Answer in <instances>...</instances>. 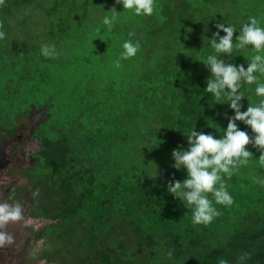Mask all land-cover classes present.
<instances>
[{
  "label": "trees",
  "instance_id": "1",
  "mask_svg": "<svg viewBox=\"0 0 264 264\" xmlns=\"http://www.w3.org/2000/svg\"><path fill=\"white\" fill-rule=\"evenodd\" d=\"M48 1L49 5L42 0H5L0 5V31L6 33L0 40V137L15 131L33 111L45 115L33 129L45 150L25 171L32 183L30 192L39 189L33 210L36 215L56 212L65 218L62 229L74 230L69 231L76 233L81 246L88 238L95 258L103 251L108 253L107 264H127L131 259L133 264H212L217 259L228 264H264V185L253 179H264V167L256 147L246 146L253 156L248 165L234 170L231 179L222 174L234 203L216 204L210 193L209 200L220 215L207 226L194 225L186 202L184 205L167 190L170 181H177L176 174L178 181L187 178L186 169L172 166L173 149L187 150L186 135L192 130L221 138L228 117L234 115L226 96L218 103L205 92L211 72L203 62L209 55H218L246 70L253 56H264V50L257 53L251 45L240 50L234 47L231 56L217 54L210 44L218 31L216 24L236 29L235 45V37L250 22L249 17L264 27V0H155L153 15H140L141 25L134 16L112 33L121 38V53L126 40L140 42L137 54L125 60L128 65L134 62L132 76L136 78L126 84L111 76L100 88L83 85L82 92L67 99L71 106H67L68 117L54 118L50 134L45 126L50 125L51 96L27 105L15 100L23 95L16 88L24 85L31 63L38 60L44 68L49 60L39 58V52L27 54L24 46L21 52L25 55L15 59L6 50L14 37L5 29L13 28L11 23L21 10L30 17L23 8L33 7L47 19V43L58 52L65 39L82 35L74 26L81 22L80 16L101 17L110 2ZM130 32L135 36L129 37ZM220 35L225 33L220 31ZM254 75L257 83H242L239 89L244 96L242 112L264 99L255 92L258 83H264V74ZM236 123L254 136L249 126ZM136 150L142 151L143 161ZM67 208L71 214L64 213ZM164 236H177L179 250L166 244ZM141 247L142 255L137 254ZM243 253L250 258L241 261Z\"/></svg>",
  "mask_w": 264,
  "mask_h": 264
},
{
  "label": "rangeland",
  "instance_id": "2",
  "mask_svg": "<svg viewBox=\"0 0 264 264\" xmlns=\"http://www.w3.org/2000/svg\"><path fill=\"white\" fill-rule=\"evenodd\" d=\"M42 1L49 5L48 0ZM109 2L105 4V11L101 17L92 18L86 14L80 16L81 22L75 23L74 26L82 35L78 37L72 35L71 38L65 39L64 45L58 49L55 58H46L41 54V47L49 45L47 42L50 40L46 35L49 28L47 19L45 20L43 13L39 10L33 7L23 8L25 12L31 14L30 17L22 15L21 10L11 23L13 28L5 29L14 37L6 50L13 54L15 59L25 55L21 52L24 46L27 54L39 52V58L49 60L44 68L38 64V60H34L37 63H31L27 77L24 79V85L16 88L23 95L15 98L20 104L27 105L30 102L45 100L47 95L51 96L53 106L49 110L50 125L46 123L45 126L48 134H50L49 129L53 128L54 118L68 117V107H71L68 100L72 93L82 92L83 85H97L100 88L108 82L111 76L116 77L119 83L126 84L132 82V77L136 78L135 75L132 76V70L136 68L134 62L131 61L128 65L125 60H121V66H115V61L121 55L119 47L121 38L112 37V33L118 32L123 25L129 24L134 16L138 25H141L143 18L135 15L134 10L123 9V5L116 4L115 0H109ZM113 7L118 12L117 20L112 30L109 31L108 27L103 24V19L105 16L111 18L110 9ZM89 18H92V21ZM0 24H2L1 20ZM168 39L171 40L172 37ZM7 76L9 78L10 73ZM36 84L39 85L37 90L30 89ZM44 116L41 111H33L30 117L22 120L15 131L4 133L0 137V203L18 202L23 209V219L9 223L7 226L6 230L14 236V243L0 248V264H107L109 263L108 253L103 251L100 257L95 258L93 246L90 248L88 245V238L85 239L87 243L83 242L81 246L76 233L69 231L72 229H62L65 218L56 215V212L53 216H47L46 214L36 215V211H33L36 209V201L40 195L33 197L30 192L32 183L25 171L37 159L39 152L45 150L41 140L33 134L36 124ZM141 152V150H136L143 161L144 157ZM238 173L236 171V174ZM175 176L178 180L179 175ZM59 195L61 196L62 193ZM206 195L209 199L210 193ZM45 202L48 203L47 198ZM54 205L56 207L57 203ZM54 210L57 211L55 208ZM64 213L71 214L72 210L67 208ZM164 241L179 250L177 236H164ZM139 250L137 254H144L142 247ZM127 264H133L132 259ZM169 264L173 263L169 261ZM212 264H219L218 259Z\"/></svg>",
  "mask_w": 264,
  "mask_h": 264
},
{
  "label": "clouds",
  "instance_id": "3",
  "mask_svg": "<svg viewBox=\"0 0 264 264\" xmlns=\"http://www.w3.org/2000/svg\"><path fill=\"white\" fill-rule=\"evenodd\" d=\"M116 4H122L123 9L134 10L135 15L152 16L154 12L155 0H115ZM5 0H0V5H4ZM111 18L105 16L103 24L111 31L116 20L117 11L115 7L110 9ZM249 23H245L239 35L235 37L237 43L233 44L236 29L233 26H225L224 23H217L218 31L213 33L210 44L217 54L231 56L234 47L237 50L245 49L251 45L259 53L264 50V28L259 26V21L255 17H249ZM3 25L0 24V28ZM220 31L225 35L221 36ZM6 33L0 31V40L4 39ZM135 36V32H130L129 37ZM124 51L115 61V66L120 67L121 60L134 57L141 45L139 41L135 43L131 39L126 40L122 45ZM41 54L46 58H55L54 45H43ZM210 70L211 76L207 80L205 92L211 93L219 103L222 97L226 96L229 107L234 111V115L228 117V124L221 138H214L212 134L197 132L192 130L187 136L188 149H176L172 152L175 160L172 165L177 170L186 169L187 178L183 181H170L167 190L175 198L180 199L185 207L192 211V222L194 225H209L220 212L213 206L212 201L206 194L211 193L216 204L231 206L234 203L233 197L226 190L221 174L231 179L234 170L240 166L248 165L252 152L246 149L251 144L260 151L259 164L264 167V99H261L257 106L249 105L246 111H241L240 101L244 98L239 92L242 83H257L254 73L264 74V56L255 55L250 59V63L245 70L243 65L235 66L226 63L218 55H209L203 62ZM256 95L264 97V83H258L255 89ZM236 121H241L249 126L254 133L250 137L247 132L238 128ZM255 183L264 185V179L253 178ZM219 185V187H216ZM33 197L39 195V189L32 193ZM23 219L22 206L17 202L14 204L0 203V248L10 246L14 243V236L6 229L9 223L19 222ZM171 256V253L168 254ZM250 258L249 253H243L240 260ZM219 264H228L224 259Z\"/></svg>",
  "mask_w": 264,
  "mask_h": 264
}]
</instances>
